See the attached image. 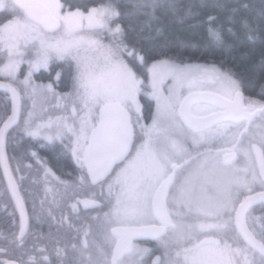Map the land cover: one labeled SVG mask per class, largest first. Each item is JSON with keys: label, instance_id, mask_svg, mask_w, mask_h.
<instances>
[{"label": "snow or ice", "instance_id": "1", "mask_svg": "<svg viewBox=\"0 0 264 264\" xmlns=\"http://www.w3.org/2000/svg\"><path fill=\"white\" fill-rule=\"evenodd\" d=\"M209 7L220 11L196 10ZM239 7L0 0V90L11 101L0 169L20 216L0 242V255H19L0 264H264V224L249 212L264 204V82L246 95L251 79L214 59L258 43L247 71L264 81V0L258 15ZM169 13L204 38L170 34ZM25 137L58 144L79 172L65 181L26 150L42 171L40 212L57 225L51 246L27 241L25 177L15 173L33 165L13 168L7 153Z\"/></svg>", "mask_w": 264, "mask_h": 264}, {"label": "flooded vegetation", "instance_id": "2", "mask_svg": "<svg viewBox=\"0 0 264 264\" xmlns=\"http://www.w3.org/2000/svg\"><path fill=\"white\" fill-rule=\"evenodd\" d=\"M246 95H250L245 93ZM7 106L9 111L11 107L10 99L5 98V93L0 90V113H2L4 107ZM16 140H10L7 153L10 157L11 164L13 168L16 166V161L21 160L22 164H32V169H22L21 172L15 173L19 178L24 176L25 178L22 181H19L21 187V194L25 198L26 208L28 209V235L27 241L28 245L31 246V242L36 237H41L42 244L50 245L48 239L50 232H55L56 222L51 220L46 212L41 213L39 207V201L44 196V185L42 182L33 183V179H39L42 177V171H38L39 166L36 164V161L26 154L28 148H32L37 151L41 157L47 160L48 167L65 181L71 182L78 175L79 172L74 161L71 158L69 153L62 152L60 146L57 144L55 146H45L43 148L39 147L34 142L29 141L26 137L23 139L17 138ZM15 157L16 159H11ZM259 190V189H257ZM35 202L36 204V213L32 211V205ZM47 207V205L45 206ZM65 214H68V209L65 207L62 209ZM250 216L252 218L251 222L253 226L257 229L264 224V204L257 201L249 209ZM54 214L57 219L61 215V209H57ZM19 212L15 209L14 201L11 199V194L6 190V181L3 177V170L0 169V242H2V237L11 232H18L19 227ZM19 253L14 249L9 250L6 256L0 255V259H13L18 256Z\"/></svg>", "mask_w": 264, "mask_h": 264}, {"label": "trees", "instance_id": "3", "mask_svg": "<svg viewBox=\"0 0 264 264\" xmlns=\"http://www.w3.org/2000/svg\"><path fill=\"white\" fill-rule=\"evenodd\" d=\"M74 2L80 5H86L88 7H91L104 2V0H74ZM120 2L127 3L128 0H120ZM178 3L184 6L193 5V4L200 5L202 3H207L209 5H213L216 3H225L233 7H239L240 5L246 3L249 5V8L244 9L242 7H239V11L237 14L238 16H243L248 14L258 15V11L262 3V0H178ZM196 10H199L201 12H213V13L220 11V9H215L211 7L206 9H196ZM161 24L170 34L183 39H191L193 41H197L204 38V32L202 29H195V30L188 29L186 24H181L179 22L178 15H172L170 13L166 15H162ZM241 53H246V55L242 57ZM233 57H235L234 60ZM214 59L217 63L221 61H226L231 64H234L238 71L244 74L246 78L251 79V83L249 84L246 93L250 95H257L259 93V84L264 81H261L258 74H252L247 71V69H249L253 64L258 65L260 62L261 46L258 43L253 46L241 48L238 51L232 53L231 55L217 53ZM198 62L203 63L204 61L199 60ZM45 77L46 74L44 75V77H40L37 80V82L43 80V82L46 83L47 80L45 79ZM59 90L66 91L67 89H59Z\"/></svg>", "mask_w": 264, "mask_h": 264}]
</instances>
